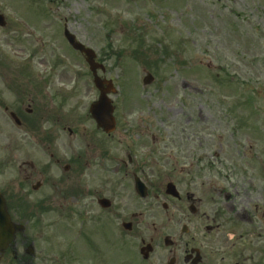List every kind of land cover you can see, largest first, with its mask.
Wrapping results in <instances>:
<instances>
[{
  "label": "rangeland",
  "instance_id": "rangeland-1",
  "mask_svg": "<svg viewBox=\"0 0 264 264\" xmlns=\"http://www.w3.org/2000/svg\"><path fill=\"white\" fill-rule=\"evenodd\" d=\"M0 11L10 26L0 30V84L15 77L12 69L47 74L55 63L70 78L61 90L75 87L68 104L76 110L60 123L62 137L63 125L89 127L85 113L97 96L82 57L65 42L66 28L106 66L118 87L113 103L127 97L122 118L133 110L145 116L148 141L162 157L173 150L156 134L185 130L196 141L202 131V156L221 153L211 173L239 180V195L253 190L257 201L264 195V0H0ZM147 72L154 81L142 89ZM128 90L145 94L133 101ZM112 138L114 157L121 139Z\"/></svg>",
  "mask_w": 264,
  "mask_h": 264
},
{
  "label": "flooded vegetation",
  "instance_id": "flooded-vegetation-1",
  "mask_svg": "<svg viewBox=\"0 0 264 264\" xmlns=\"http://www.w3.org/2000/svg\"><path fill=\"white\" fill-rule=\"evenodd\" d=\"M16 74L0 86V134L6 138L0 182L12 219L26 224L28 238L13 243L14 258L0 249V264H52L38 247L36 215L58 212L67 198L85 218L95 213L91 222L104 219L114 228L118 237L86 240L88 256L110 264H264V195L258 201L250 198L253 190L239 195L232 175L211 173L215 158L205 160L203 142L199 136L194 140V132L188 137L185 130H169L155 138L161 143L166 137L171 144L173 153L162 157L157 143L148 141L145 116L128 114L139 122L119 124L117 167L91 175L99 181H91L97 188L91 190L88 155L113 160L107 135L67 129L80 147L62 141V108L74 107L68 104L72 94L61 93L67 77L54 71L47 77ZM88 138L94 142L90 151ZM136 180L142 184L138 190ZM255 226L263 231L256 234Z\"/></svg>",
  "mask_w": 264,
  "mask_h": 264
},
{
  "label": "water",
  "instance_id": "water-1",
  "mask_svg": "<svg viewBox=\"0 0 264 264\" xmlns=\"http://www.w3.org/2000/svg\"><path fill=\"white\" fill-rule=\"evenodd\" d=\"M68 40L75 49H78L86 54L87 61L90 66V70L94 74V84L100 90L102 87V82H100V80L95 76V70L96 68H98V65L95 64L93 61V58H94L93 53L90 50H85L79 44L74 43L69 37H68ZM101 93L104 95L103 92ZM103 95L99 98V101L97 103L91 106V109H90V113L92 114V117L96 120V122L99 125H101L102 117L107 118L110 114V108L108 111V105H109L108 100L104 97L105 95L104 96ZM8 223H9L8 216L6 214V210L4 208L3 202L0 199V232L4 231L6 234V231H8L7 236L11 239V233L13 229L8 226Z\"/></svg>",
  "mask_w": 264,
  "mask_h": 264
},
{
  "label": "bare ground",
  "instance_id": "bare-ground-1",
  "mask_svg": "<svg viewBox=\"0 0 264 264\" xmlns=\"http://www.w3.org/2000/svg\"><path fill=\"white\" fill-rule=\"evenodd\" d=\"M7 232L8 231H6V234L4 231L0 232V245L2 246V248H4L5 246L7 248V253L10 255L11 251L14 248V244L12 243V238H15L16 243H18V241L21 239V236L18 228L12 230L11 239L7 236ZM11 256L13 258L15 257L14 255Z\"/></svg>",
  "mask_w": 264,
  "mask_h": 264
}]
</instances>
